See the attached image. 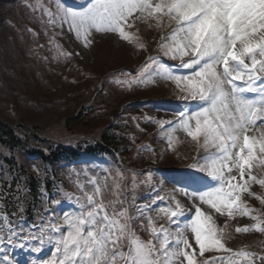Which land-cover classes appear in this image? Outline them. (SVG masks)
<instances>
[{
	"label": "snow or ice",
	"instance_id": "snow-or-ice-1",
	"mask_svg": "<svg viewBox=\"0 0 264 264\" xmlns=\"http://www.w3.org/2000/svg\"><path fill=\"white\" fill-rule=\"evenodd\" d=\"M40 12L50 42L68 36L84 49L111 36L148 52L142 31L159 32L157 54L128 73V84L175 85L185 104L174 120L144 119L169 149L181 133L187 138L193 171L170 180L166 198L150 173L93 162L75 174L74 192L45 196L31 225L16 182L14 210L0 208V264H21L9 255L16 250L23 264H264V243L230 246L235 234L264 236V0H85ZM55 48L54 59L70 61L71 52ZM4 186L7 200L12 183L0 179Z\"/></svg>",
	"mask_w": 264,
	"mask_h": 264
},
{
	"label": "trees",
	"instance_id": "trees-1",
	"mask_svg": "<svg viewBox=\"0 0 264 264\" xmlns=\"http://www.w3.org/2000/svg\"><path fill=\"white\" fill-rule=\"evenodd\" d=\"M2 8L3 4L0 0V11ZM12 48L15 50L14 46L10 47L6 34H0V151L5 148L17 150L19 144L27 149V140L34 137L37 130L52 129L54 125L68 131L66 134H89L98 130V123L95 120H85L84 110L76 114L73 112V108L83 100L80 88H75V91L68 90V93L64 92L60 104L54 103L48 95L51 93L50 89H42L40 86L38 88L33 74L25 72L23 62L19 63L20 53L17 51L15 59L12 58ZM91 122H93L92 126ZM99 136L100 140L85 143L91 145L99 141L102 144L114 142V137L108 133H101ZM70 145L72 144L59 141L55 153H48L49 159H53L54 156H57V160L70 157L75 151L78 153L83 148L78 144L74 152L66 151V147ZM24 172L30 193H34L35 187L32 181L34 173L31 169ZM6 210L12 212L14 206L6 207Z\"/></svg>",
	"mask_w": 264,
	"mask_h": 264
},
{
	"label": "rangeland",
	"instance_id": "rangeland-1",
	"mask_svg": "<svg viewBox=\"0 0 264 264\" xmlns=\"http://www.w3.org/2000/svg\"><path fill=\"white\" fill-rule=\"evenodd\" d=\"M57 31H59V30H57ZM159 35H160L159 32L155 31V30H143L142 31V36H143L144 42L150 46V49L147 52V57H148L149 53L153 54V49H155V46H154L155 45L154 43L156 41L155 38L157 36L159 37ZM58 36H60V35H58ZM64 37L61 36L60 38L62 41L65 39V42H64L65 44L64 43L61 44L60 41H58V39H55L54 42L49 43V47H50L51 51L53 53L57 54L55 45L59 44L60 47L65 52H71L73 54L72 57H76L77 59L81 60L82 63H84L88 66H91V63H90L91 61H95V63L98 66H101V68H103L102 66L106 65L105 60L107 59V57H109L111 55L114 58V63H116L117 60H119V58L120 59L123 57L129 58L130 55L133 58H138L139 56H141L143 54V52H136L133 48L127 46L126 44L118 41L115 37H111V36L98 37L95 40L94 44L89 49H84L78 43H75L74 41H72L73 46H74L73 47L69 43L70 42L69 37L68 36H64ZM158 40H159V38H158ZM77 48H80V53L82 54V56L84 58L80 55L75 54L77 52L76 51ZM99 53H103V55L101 56V54H99ZM171 62L175 63L173 61H171ZM92 67H90V68L93 69ZM128 81L129 80H126L123 82V84L126 85L127 87H131L134 84H136V83H133V84L129 85ZM139 85L141 87L145 86L142 84H139ZM147 87H149V89L151 88L149 90V94L142 92V95L140 94V96L138 97V101L145 99L147 97V95L150 96L151 94H154V97H156V99H157L155 101H157V103H160V104H151L149 106V109H148L149 113L153 114L154 119H156V120H165V121L174 120V118H175L174 113H176L177 110L182 108L185 104V102L177 99L175 85L170 83V82L160 81V82L155 83V84L147 85ZM134 100H136V98H134V97L128 98V101H130V102H134ZM160 136H162L163 140H164V142L163 141L160 142V143H162L164 154L166 153V151L169 152V156H171L172 163H173L172 168L175 170H179V168L184 166V163H186L185 159L188 157V155L191 152H193L192 144L190 142H188L187 138L184 137V135L181 133L179 135L178 141L175 144V149L172 150V149L168 148L166 141L164 139V133L163 132L160 133ZM190 171H193V170L190 169ZM184 172H185L184 174L188 173L187 170ZM178 174L183 175V170L179 171V172L172 170V175L176 176ZM162 186L168 188L167 191L166 190L161 191V193L164 195L171 192L172 187H173L172 185H169L166 180H165V183L163 182ZM256 188H257L258 193H259L261 190L258 187H256ZM165 197L167 198V196H165ZM242 221L245 222L247 220L245 219ZM232 223H235V222H232Z\"/></svg>",
	"mask_w": 264,
	"mask_h": 264
},
{
	"label": "bare ground",
	"instance_id": "bare-ground-1",
	"mask_svg": "<svg viewBox=\"0 0 264 264\" xmlns=\"http://www.w3.org/2000/svg\"><path fill=\"white\" fill-rule=\"evenodd\" d=\"M68 42H69V41H68ZM69 43H70L71 46H73V42H72L71 40H70ZM73 47H74V46H73ZM77 49H78V50H77ZM77 49H76V51H77V52H80V48H77ZM80 56H82V54H80ZM82 57H83V56H82ZM83 58H84V57H83Z\"/></svg>",
	"mask_w": 264,
	"mask_h": 264
}]
</instances>
